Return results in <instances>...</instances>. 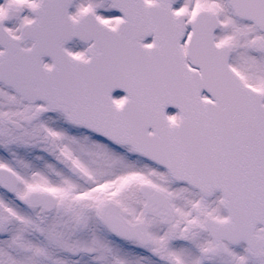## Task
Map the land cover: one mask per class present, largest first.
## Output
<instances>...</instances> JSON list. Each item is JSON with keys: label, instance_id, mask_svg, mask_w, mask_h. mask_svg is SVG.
<instances>
[{"label": "snow or ice", "instance_id": "obj_1", "mask_svg": "<svg viewBox=\"0 0 264 264\" xmlns=\"http://www.w3.org/2000/svg\"><path fill=\"white\" fill-rule=\"evenodd\" d=\"M0 264H264V0H0Z\"/></svg>", "mask_w": 264, "mask_h": 264}]
</instances>
